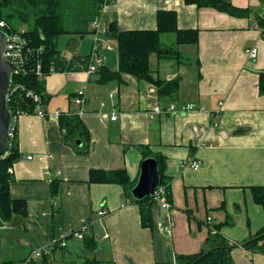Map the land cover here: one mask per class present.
<instances>
[{
	"label": "crops",
	"instance_id": "1",
	"mask_svg": "<svg viewBox=\"0 0 264 264\" xmlns=\"http://www.w3.org/2000/svg\"><path fill=\"white\" fill-rule=\"evenodd\" d=\"M72 1L69 14L75 19L89 0ZM230 1L249 8L250 16L237 18L184 0L105 1L100 13L109 31L112 25L120 31L154 29L158 13L171 11L179 29L199 32L196 45H175L174 35L162 37L164 47L172 45L179 53V61L150 57L156 77L179 79V94L162 97L155 86L130 74L102 81L97 73L65 70L52 73L47 85L48 76L47 116L18 119L20 160L11 170L10 193L27 202L29 214L0 228V264H21L34 250L66 238V248L56 246L49 254L54 264H63L67 261L58 253L70 242L76 241L74 250L82 254L81 242L71 234L84 226L98 243L97 258L114 264H176L179 255L210 249L208 240L215 232L232 248L235 264H264V253L243 246L264 227V209L251 192L253 186H264V95L259 91L264 39L257 24V17L264 16V0ZM89 31L85 36L66 34L71 40L60 51L62 58L91 57L92 24ZM110 39L103 37L99 53L105 58L102 65L117 71L119 64L110 66L106 60L114 51ZM253 47L256 59L246 54ZM84 87L85 114L73 115L79 110L75 94ZM172 103L203 110L151 117L153 106ZM218 110L220 124L214 127ZM57 112L79 117L87 134L76 129L68 135ZM143 148L166 158L170 185V207L154 205L152 230L142 227L139 206L123 186L90 180L92 170H126L136 184ZM191 160L201 162L198 170L182 167ZM55 180L58 194L53 197Z\"/></svg>",
	"mask_w": 264,
	"mask_h": 264
},
{
	"label": "trees",
	"instance_id": "2",
	"mask_svg": "<svg viewBox=\"0 0 264 264\" xmlns=\"http://www.w3.org/2000/svg\"><path fill=\"white\" fill-rule=\"evenodd\" d=\"M105 1L89 0L85 10H82V13L74 19V15L69 14V11L74 8V4H70L73 2L72 0H0V23L4 22L5 24L1 30L6 34L22 33L29 42L27 46L29 51L25 52L27 59L30 60L29 66L32 69L39 64L42 69L41 75L29 72L26 75H20V77H13L11 96L8 102L10 111L17 108L21 113L36 115V104L28 95L30 90L41 95L45 102L46 78L54 73L52 70L55 72L80 71V69L88 67L90 57H77L69 61L62 58L57 48L58 40L66 34L88 35L89 25L101 17V6ZM184 1L187 5H195L198 8H214L237 18H248L251 13L249 8L236 7L230 0ZM257 24L264 39V16L257 17ZM164 35H174L175 45H196L199 41L197 30L179 29L177 15L171 11L158 13L157 27L154 29L120 31L112 25L109 36L118 42L119 69L112 71L101 65L96 72L100 75V80L110 81L119 79L122 74H130L140 81L155 86L162 97L175 98L179 94V79L164 81L154 75L150 66V57L153 54H156L159 59L168 58L179 61L181 58L172 45L168 48L164 47L162 42ZM259 77V91L264 95V70L260 72ZM18 84L20 87L12 92L13 87ZM44 104H42L43 107ZM60 125L62 128H66V131L68 130V135L73 134L76 129L82 131L80 135L87 134L85 129L83 131V123L77 116L69 117L63 114L60 117ZM143 150L144 160L153 157L158 161L160 186L165 187L166 200L169 202L170 185L165 173L166 158L161 155L152 156L150 151L145 153L146 149L143 148ZM19 160V144L17 135H14L13 139L9 137L8 154L0 158V218L4 224L12 222L15 217L26 218L29 214L27 202L14 199L10 193V185L14 181L11 170ZM90 180L99 183L119 184L126 189L130 196H132L131 191L136 185L131 181L126 170H92ZM251 192L254 202L264 209V186H253ZM57 194L58 181L55 180L52 182V195L56 197ZM134 202L140 209L142 227L152 230L154 228L152 209L156 205L152 197L140 201L134 200ZM80 242L81 257L84 260L65 262L64 264H114L97 258L95 252L99 250V246L92 236L86 234ZM208 246L210 249L203 250L198 254L179 255L176 264H235L231 256L232 248L216 233L209 238ZM243 246L252 252L264 253V227ZM1 264H15V262L4 261ZM21 264H54V260L51 255L43 254L39 259H32L28 256L21 261Z\"/></svg>",
	"mask_w": 264,
	"mask_h": 264
},
{
	"label": "built area",
	"instance_id": "3",
	"mask_svg": "<svg viewBox=\"0 0 264 264\" xmlns=\"http://www.w3.org/2000/svg\"><path fill=\"white\" fill-rule=\"evenodd\" d=\"M5 26L4 22L0 23V29ZM92 36L94 41V46L92 49L91 57H90V64L87 68H82L80 71H83L87 73V75L91 76L94 73L97 72L99 67L103 64L105 58L102 56L99 52L101 49L100 44L103 41V37L109 36V29L104 24L103 20L100 18L95 19L92 22ZM8 35L7 45L4 52V58L13 64L14 66V73L13 77H20V75H26L29 72H36L37 75L42 74L41 65H37L36 68H32L29 66L30 60L27 59L25 52L28 50L27 46L29 44L28 40L23 36L20 32L10 33ZM108 51L113 50L111 46H107L105 48ZM29 51V50H28ZM246 54L251 59H256L258 55V49L256 47L250 48L246 50ZM79 65V64H78ZM52 72H55L52 70ZM12 87V86H11ZM20 87V84L15 85L13 87V91L18 89ZM116 92H113L110 94V96L113 98L115 97ZM28 95L32 97L33 101L36 104V115H38L41 118H45L47 116L46 112L43 110L42 104L44 103L42 96L35 93L34 91L30 90L28 92ZM11 96V88L10 92L7 97V103L10 101ZM86 88H82L81 90H78L75 94L74 103L79 108L78 113H74L73 115L82 116L85 114L84 106L86 104ZM196 110H203V108H197L195 104H177L172 103L168 105L167 107H164L162 105H155L151 109V117L154 119L155 116H162V115H168V114H185L191 111ZM12 115V122L9 130V137L13 139L14 135H16L17 127H18V119L22 115H28L26 113H21L20 110L17 108L13 111H10ZM64 113L57 112L56 116L61 117ZM71 114H67V116H70ZM72 115V116H73ZM220 118H221V110H218L214 112L213 114V126L217 127L220 124ZM117 117L113 116L112 120H116ZM201 162L199 160H191L189 162H183L182 167H190L192 169L198 170L200 168ZM152 197L155 204L161 205L162 208H168L170 207L169 203L166 201V189L164 186H158L154 193L150 196ZM101 216L105 215V212H100ZM210 220V219H208ZM88 226H84L80 230L74 231L71 234L72 238H75L79 241H82L87 234ZM166 231L168 233H171L169 227L166 228ZM216 233V232H215ZM108 236H106L107 238ZM68 243V239L63 238L58 241H55L52 245H45L41 248H38L33 251V253L30 255V258L32 259H39L42 257L43 254H50L51 251L56 247L66 248Z\"/></svg>",
	"mask_w": 264,
	"mask_h": 264
},
{
	"label": "water",
	"instance_id": "4",
	"mask_svg": "<svg viewBox=\"0 0 264 264\" xmlns=\"http://www.w3.org/2000/svg\"><path fill=\"white\" fill-rule=\"evenodd\" d=\"M8 35L0 29V158L5 157L9 151V130L12 115L8 108L7 97L13 83L14 66L4 58ZM80 145V142L77 141ZM158 161L149 157L141 164V172L131 194L134 200L140 201L150 197L160 185ZM0 228H5L0 218Z\"/></svg>",
	"mask_w": 264,
	"mask_h": 264
},
{
	"label": "rangeland",
	"instance_id": "5",
	"mask_svg": "<svg viewBox=\"0 0 264 264\" xmlns=\"http://www.w3.org/2000/svg\"><path fill=\"white\" fill-rule=\"evenodd\" d=\"M70 40H71V37H69L67 35H62L59 38V41H58V44H57L58 50L62 51V52L65 51ZM110 40L113 41L110 44L113 46L114 51L109 53V55L106 57V60H107V62H109L111 64L110 66H114V65L118 66V64H119V60H118V42L115 39H112V38ZM52 75L53 74H51L48 77L47 85L49 84L48 82H49V79L52 77ZM53 92L56 93V90L53 89ZM76 243H77L76 241L70 242V245H69L67 250L62 251V253L61 252L58 253V255H60L59 257L63 258L67 262H72V261L81 262L82 260H84L83 257H80L82 254L79 251L74 250V245Z\"/></svg>",
	"mask_w": 264,
	"mask_h": 264
}]
</instances>
